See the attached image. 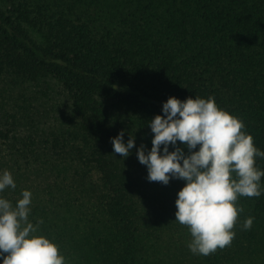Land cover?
<instances>
[{"label":"trees","instance_id":"16d2710c","mask_svg":"<svg viewBox=\"0 0 264 264\" xmlns=\"http://www.w3.org/2000/svg\"><path fill=\"white\" fill-rule=\"evenodd\" d=\"M172 96H214L264 151V0H0V174L16 183L0 196L32 192L29 220L67 264H159L164 248L171 264H264V177L229 247L203 256L187 226L173 236L186 181H149L137 157Z\"/></svg>","mask_w":264,"mask_h":264},{"label":"clouds","instance_id":"9594fccd","mask_svg":"<svg viewBox=\"0 0 264 264\" xmlns=\"http://www.w3.org/2000/svg\"><path fill=\"white\" fill-rule=\"evenodd\" d=\"M154 133L152 147L146 151L141 144L137 157L148 168V179L167 185L172 178L183 179L178 192L175 220L189 228L192 239L188 248L193 254L208 256L229 247L240 213V197H259L264 170L256 158H264L245 122L221 108L214 96H172L163 104V115L148 122ZM136 137L124 142V131L112 138L114 153L127 158ZM177 142L187 147L170 145ZM163 146V151L161 148ZM197 146H199L197 150ZM16 188L10 171L0 174V193ZM32 192L24 190L13 204L0 196V255L3 264H67L60 246L45 235L38 234L43 220L33 223ZM254 217L249 216L243 229H251Z\"/></svg>","mask_w":264,"mask_h":264},{"label":"rangeland","instance_id":"374dc122","mask_svg":"<svg viewBox=\"0 0 264 264\" xmlns=\"http://www.w3.org/2000/svg\"><path fill=\"white\" fill-rule=\"evenodd\" d=\"M158 235H160V237H162L163 239L167 238L169 236V234H172V228H161L160 230L158 229ZM173 236L176 238H180V237H186L189 236V231L186 230L185 226L183 225H177L173 228ZM180 241V240H179ZM185 241V240H184ZM178 249L173 248V250H167L166 248H164V250L159 253V264H171V262H168L166 259L170 260V261H175L177 257L174 256L173 252L177 251ZM179 259H183L184 258L182 256L179 257Z\"/></svg>","mask_w":264,"mask_h":264}]
</instances>
